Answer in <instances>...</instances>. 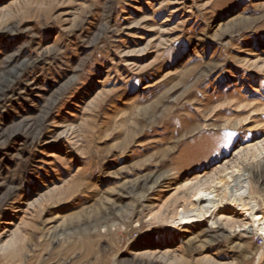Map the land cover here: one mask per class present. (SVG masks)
Here are the masks:
<instances>
[{"label":"rangeland","instance_id":"rangeland-1","mask_svg":"<svg viewBox=\"0 0 264 264\" xmlns=\"http://www.w3.org/2000/svg\"><path fill=\"white\" fill-rule=\"evenodd\" d=\"M0 89V264H264L233 206L167 220L264 207V0H0Z\"/></svg>","mask_w":264,"mask_h":264},{"label":"bare ground","instance_id":"bare-ground-1","mask_svg":"<svg viewBox=\"0 0 264 264\" xmlns=\"http://www.w3.org/2000/svg\"><path fill=\"white\" fill-rule=\"evenodd\" d=\"M242 177L239 178L240 179L239 181L237 180L238 181L237 185L250 186L251 182L249 178L243 179ZM207 184L208 182L206 183V185ZM212 184L214 185V183ZM254 202L255 201H253V204L246 206L243 203V199L239 197V193L233 194V192H229L226 190L223 191L222 186L219 183H217V185H215L212 188H207L204 187L203 185L198 184L193 191L192 198L190 199L189 203L184 208L172 213V216L169 217L167 220L172 224L178 225V228H180V227H184L183 226L184 224L205 221L209 216H212L213 213L216 212L217 210L223 209L226 206L228 207L233 206L232 210L233 212L235 211V214L237 213L244 215L255 225L258 234L264 236V207L263 208L258 207L257 203ZM13 224L14 222H12L11 220L5 222V225L7 226ZM11 231H12L11 234H9L10 236H8L9 238L6 239L7 241L3 240L4 242L2 241V236L0 234V255L2 256H7L10 254L16 256L18 254V242H20L18 241L19 234L17 236L16 232H14L13 230ZM174 251L175 250L172 249H167L163 251L162 250L145 251L142 252L141 256H143L144 258L148 257L150 261L162 260L164 261V263L167 264H176L180 262V259L176 253H175L176 255L174 254ZM135 258H137V255H135ZM203 262L206 264L208 263L214 264V261L208 257H204Z\"/></svg>","mask_w":264,"mask_h":264}]
</instances>
